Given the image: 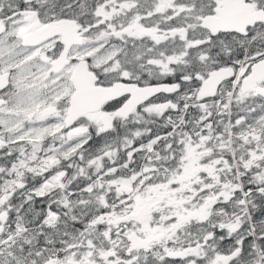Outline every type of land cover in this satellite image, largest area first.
I'll list each match as a JSON object with an SVG mask.
<instances>
[{
	"label": "snow or ice",
	"instance_id": "snow-or-ice-1",
	"mask_svg": "<svg viewBox=\"0 0 264 264\" xmlns=\"http://www.w3.org/2000/svg\"><path fill=\"white\" fill-rule=\"evenodd\" d=\"M0 264H264V0H0Z\"/></svg>",
	"mask_w": 264,
	"mask_h": 264
}]
</instances>
